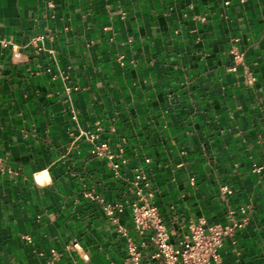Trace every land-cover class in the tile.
<instances>
[{
	"label": "crops",
	"instance_id": "obj_1",
	"mask_svg": "<svg viewBox=\"0 0 264 264\" xmlns=\"http://www.w3.org/2000/svg\"><path fill=\"white\" fill-rule=\"evenodd\" d=\"M0 40V264H122L86 192L136 169L171 241L246 207L216 264H264V0H0Z\"/></svg>",
	"mask_w": 264,
	"mask_h": 264
},
{
	"label": "built area",
	"instance_id": "obj_2",
	"mask_svg": "<svg viewBox=\"0 0 264 264\" xmlns=\"http://www.w3.org/2000/svg\"><path fill=\"white\" fill-rule=\"evenodd\" d=\"M46 35H38L41 40ZM7 45L8 41L0 40ZM230 53L240 57L231 48ZM72 118L75 119L73 115ZM83 136L92 142L90 152L97 156L111 157L109 145L106 142H94L96 134L79 130L77 138ZM121 150V149H120ZM119 164L112 162V167L117 171ZM9 170L4 159L0 156V172ZM118 175V172H116ZM193 183V178L190 179ZM132 198L118 201H105L99 195L88 191L86 195L102 205L104 214L108 220L116 226L126 240V256L122 264H216L219 260V249L227 236L233 235L236 229L245 226L247 222V209L240 207L238 210L229 209V221L226 223H206L204 221L188 224L186 233L175 241L170 240L167 225L161 218L156 205L152 201L153 192L150 190L149 181L141 169H136L130 182ZM222 196L230 193L227 185L220 187ZM128 206L131 221L138 235L133 238L126 233L120 223L118 213ZM238 215V217H237ZM150 248L145 253L147 244ZM73 247H79V242L74 240ZM146 254V255H145Z\"/></svg>",
	"mask_w": 264,
	"mask_h": 264
}]
</instances>
